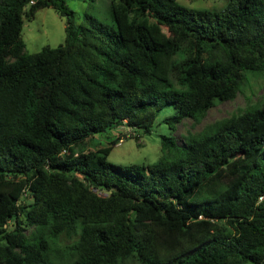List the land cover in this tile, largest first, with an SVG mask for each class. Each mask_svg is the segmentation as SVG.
<instances>
[{"label":"trees","instance_id":"trees-1","mask_svg":"<svg viewBox=\"0 0 264 264\" xmlns=\"http://www.w3.org/2000/svg\"><path fill=\"white\" fill-rule=\"evenodd\" d=\"M224 1L112 0L76 25L65 0H0V264H264V96L161 136L157 163L107 160L120 127L199 123L264 79V0ZM47 7L64 42L27 53Z\"/></svg>","mask_w":264,"mask_h":264},{"label":"rangeland","instance_id":"rangeland-1","mask_svg":"<svg viewBox=\"0 0 264 264\" xmlns=\"http://www.w3.org/2000/svg\"><path fill=\"white\" fill-rule=\"evenodd\" d=\"M66 5L74 13L75 24L84 20V15H90L97 20L108 23L109 6L112 0H65ZM117 1V0H115ZM178 4L195 10H220L224 7V0H177ZM65 18L61 17L52 7L37 11L34 19L24 20L22 28V39L25 43L27 53H35L43 47L55 48L64 42ZM163 37L167 36L162 29ZM251 89V90H249ZM264 96V79H253L250 88L247 85L237 94L233 101H227L211 108L205 117L196 123L191 119H184L171 131L163 119L174 115V109L167 106L161 111L155 120V125L149 135L141 131L135 132L127 127H120L122 142L115 145L108 155V162L128 166L131 164L157 163L161 156V136L173 137L179 144L189 135H195L203 131L207 126L249 109ZM119 133H115L117 135ZM137 137V138H135ZM110 139L102 138V146H106ZM103 195L102 192H98Z\"/></svg>","mask_w":264,"mask_h":264},{"label":"built area","instance_id":"built-area-1","mask_svg":"<svg viewBox=\"0 0 264 264\" xmlns=\"http://www.w3.org/2000/svg\"><path fill=\"white\" fill-rule=\"evenodd\" d=\"M34 2H35V0H30V2H29V5H32V4H34ZM122 141H120L119 143H118V145L121 143ZM262 198H260V200H261Z\"/></svg>","mask_w":264,"mask_h":264}]
</instances>
